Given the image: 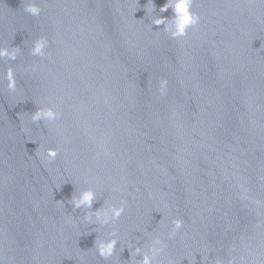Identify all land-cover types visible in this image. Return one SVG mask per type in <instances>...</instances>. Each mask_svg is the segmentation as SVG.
Returning <instances> with one entry per match:
<instances>
[{"label": "water", "instance_id": "95a60500", "mask_svg": "<svg viewBox=\"0 0 264 264\" xmlns=\"http://www.w3.org/2000/svg\"><path fill=\"white\" fill-rule=\"evenodd\" d=\"M152 2L146 15L148 0H37L31 17L0 0V46L20 48L0 60L17 82L0 80L3 264H137L131 250L156 237L158 264H264V3L194 0L199 24L173 40L151 25L172 10ZM39 37L44 57L30 55ZM37 107L61 118L33 123ZM85 189L92 211L123 200V215L86 223L68 203ZM112 231L104 260L94 241Z\"/></svg>", "mask_w": 264, "mask_h": 264}, {"label": "clouds", "instance_id": "9594fccd", "mask_svg": "<svg viewBox=\"0 0 264 264\" xmlns=\"http://www.w3.org/2000/svg\"><path fill=\"white\" fill-rule=\"evenodd\" d=\"M260 3H264V0H259ZM194 0H166L162 7L159 8V13L172 10L171 18H164L162 15H154L151 19V25L160 26L163 25V32L169 35L170 39L177 40L184 38L187 35L188 29L195 27L200 22L199 15L192 11ZM23 12L31 17H38L41 14V8L37 3V0H23ZM156 11L152 0H148L146 6V15L154 13ZM48 47V40L45 37H39L33 41L30 55L34 57H44L45 49ZM20 54L19 47H7L0 46V60L15 61ZM32 70H36V66H32ZM0 80H6L7 91L13 93L16 91L17 82L12 67H8L0 76ZM168 81L161 79L159 81L158 92L160 96H164L167 93ZM61 118V113L54 110L52 107H37V109L31 113L30 119L33 123L46 122L53 123ZM22 131L24 129H21ZM37 155H40L38 147L35 150ZM59 154V149L48 148L42 155V161L45 163H51ZM227 175V173H225ZM151 198V194L149 196ZM241 199H248L245 192H241ZM99 198L97 193L92 189H85L80 191L77 195L72 196L68 201L73 209H84V221L89 224L99 225L104 227L110 223L114 224L124 213L126 201H121L119 206L112 204L105 207L103 206L92 211V206ZM57 203H62L57 201ZM68 221L71 222L72 218L69 216ZM172 229L168 234V239H172L176 233L182 228L183 222L180 219H173L171 221ZM95 232V230H93ZM117 233L115 231L109 232L107 237L100 239L97 238L94 241V247L97 255L104 260L113 256L114 250L118 243ZM165 248L164 243L159 239L151 238L147 250H142L141 247H135L130 252V258L139 256L140 259L137 264H158L157 257L161 254ZM190 264H193L194 258L189 260ZM0 264H3V259L0 258ZM215 264H222L220 260H216ZM228 264H232L229 261Z\"/></svg>", "mask_w": 264, "mask_h": 264}]
</instances>
